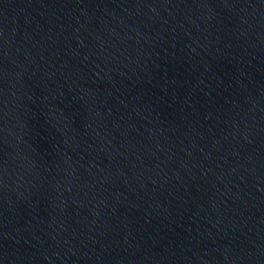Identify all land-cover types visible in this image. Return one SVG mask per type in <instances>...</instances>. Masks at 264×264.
<instances>
[{
    "label": "water",
    "instance_id": "water-1",
    "mask_svg": "<svg viewBox=\"0 0 264 264\" xmlns=\"http://www.w3.org/2000/svg\"><path fill=\"white\" fill-rule=\"evenodd\" d=\"M0 264H264V0H0Z\"/></svg>",
    "mask_w": 264,
    "mask_h": 264
}]
</instances>
